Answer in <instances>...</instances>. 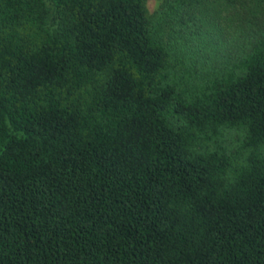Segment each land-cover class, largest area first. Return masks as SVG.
<instances>
[{"label": "trees", "instance_id": "trees-1", "mask_svg": "<svg viewBox=\"0 0 264 264\" xmlns=\"http://www.w3.org/2000/svg\"><path fill=\"white\" fill-rule=\"evenodd\" d=\"M0 0V264H264V0Z\"/></svg>", "mask_w": 264, "mask_h": 264}, {"label": "rangeland", "instance_id": "rangeland-1", "mask_svg": "<svg viewBox=\"0 0 264 264\" xmlns=\"http://www.w3.org/2000/svg\"><path fill=\"white\" fill-rule=\"evenodd\" d=\"M162 2L163 0H150L148 4L150 11H156L160 7Z\"/></svg>", "mask_w": 264, "mask_h": 264}]
</instances>
